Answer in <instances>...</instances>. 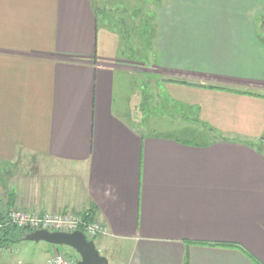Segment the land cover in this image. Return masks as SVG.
Instances as JSON below:
<instances>
[{
	"label": "crops",
	"instance_id": "obj_1",
	"mask_svg": "<svg viewBox=\"0 0 264 264\" xmlns=\"http://www.w3.org/2000/svg\"><path fill=\"white\" fill-rule=\"evenodd\" d=\"M97 1L0 0V167L35 169L0 211L97 219L109 264H264V0H162L141 62Z\"/></svg>",
	"mask_w": 264,
	"mask_h": 264
},
{
	"label": "rangeland",
	"instance_id": "obj_2",
	"mask_svg": "<svg viewBox=\"0 0 264 264\" xmlns=\"http://www.w3.org/2000/svg\"><path fill=\"white\" fill-rule=\"evenodd\" d=\"M105 2L108 3V7H113L114 5H112L111 3V0H103ZM143 4L144 2H147L148 1H145V0H142ZM136 5H141V3L139 4L138 0H130V7L132 8L133 6L136 7ZM133 7V8H134ZM146 12H149V11H146ZM147 14V13H146ZM144 13L139 17V16H136L133 19H130V18H126L125 19V29L127 30V39L131 45L135 46V53L138 54V51H139V48H141V42L138 41V38L136 36V34L129 28V26H134L137 30L138 28L141 26V21L140 19L142 20V18L144 19ZM129 28V29H128ZM135 29V30H136ZM137 56V61L138 62H141L142 61V57L143 55L140 53ZM136 58V57H135ZM156 86L155 87H150V92H152V94L154 93L155 94V91H156ZM157 92V91H156ZM154 100L157 102L158 99H156V96L154 98ZM142 111V110H141ZM146 111V110H145ZM156 114H158V110L156 109ZM144 116H142L143 118ZM144 119V118H143ZM192 118H189V116L186 114L185 111H182L180 108H175L173 107V111L171 113H168V115L166 116V118L164 117V125L162 124L163 123V119H161V116H158L155 117V121H153L154 125H156L157 127L158 126H161V127H165V128H171V133L173 131V135H177V132L175 133L174 130H178V128H181L182 126L184 125H187L186 121H188L189 124L193 123V121L191 120ZM148 119H144V122L146 121L147 122ZM148 122L150 123V121L148 120ZM192 139V138H191ZM191 141H195L194 139H192ZM34 168L33 166H24L23 164L22 165H17V166H14V168H8V167H0V192L2 190H4V186H5V189H6V186L9 182L11 181H14V182H17V181H20L21 179H23L25 176L27 175H34ZM16 209H19V210H25V209H21V208H17V207H14ZM32 210V209H30ZM34 211V210H33ZM40 215H43V214H40ZM50 215H59V214H56V213H50ZM17 231H20L18 232L17 234H12L9 238H7V240L5 242H3V244H5L6 247H9L10 250L9 251H6L5 253L1 254L0 255V258H6L7 259V256L8 254H11L14 252L15 248L13 249V245H18V244H22L21 246H23L24 248L25 247H28L27 251L25 250H22L21 252H19L17 255H15V259L16 261H22V262H26V259L28 258V256L32 255L33 253H36L37 256H38V259L40 260H44L45 258V246H47L46 243H43V242H39V243H33V242H25V243H22L20 240L26 236L27 234H29L30 232L27 230V229H21V230H17ZM96 240V239H95ZM95 240H92L94 241V244L97 248V245H96V241ZM46 244V245H45ZM49 246V245H48ZM98 250V248H97ZM55 254H60V255H63L65 258L69 259V264H72V262L74 261H78L79 260V257L78 255L70 248L68 247H65V246H59V247H54L53 249V253L51 255V257ZM99 254L103 257H105L104 255H106L105 252H99ZM106 258V257H105ZM108 261V260H107Z\"/></svg>",
	"mask_w": 264,
	"mask_h": 264
},
{
	"label": "built area",
	"instance_id": "obj_3",
	"mask_svg": "<svg viewBox=\"0 0 264 264\" xmlns=\"http://www.w3.org/2000/svg\"><path fill=\"white\" fill-rule=\"evenodd\" d=\"M27 229L30 233L43 230L49 233H72L81 231L87 240H94L106 235L107 230L97 219H89L86 215L75 213L40 215L33 210H19L14 207L0 211V232L6 230ZM10 248L0 243V255ZM69 259L55 254L45 264H69ZM76 261L72 262L75 264ZM20 264V263H18Z\"/></svg>",
	"mask_w": 264,
	"mask_h": 264
},
{
	"label": "trees",
	"instance_id": "obj_4",
	"mask_svg": "<svg viewBox=\"0 0 264 264\" xmlns=\"http://www.w3.org/2000/svg\"><path fill=\"white\" fill-rule=\"evenodd\" d=\"M147 2H142L138 0L139 4L136 7H130V0H113V7H108L105 5H100L101 0L97 1L96 4H93L94 13L105 26L113 32H117L124 41H128L127 30L125 29V19H133L136 16H141L144 13V19L142 18L141 26L138 30L134 26H129V28L136 34L138 41L141 42V47H147L154 35V10H157L162 0H145ZM104 2V1H103ZM149 11V12H146ZM147 13V14H146ZM128 28V29H129ZM136 29V30H135ZM143 50V49H142ZM141 51V48L140 50ZM136 52V51H135ZM142 52V51H141ZM138 55L135 53V56ZM137 58V56H136ZM20 231L15 229H9L4 232H0V243L3 244L12 234H17ZM23 239V238H22ZM57 248V247H56ZM183 264H188V255H185Z\"/></svg>",
	"mask_w": 264,
	"mask_h": 264
},
{
	"label": "water",
	"instance_id": "obj_5",
	"mask_svg": "<svg viewBox=\"0 0 264 264\" xmlns=\"http://www.w3.org/2000/svg\"><path fill=\"white\" fill-rule=\"evenodd\" d=\"M26 242H43L53 247L65 246L72 249L79 257L75 264H109L99 254L95 244L87 240L81 231L72 233H49L43 230L32 232L23 237Z\"/></svg>",
	"mask_w": 264,
	"mask_h": 264
}]
</instances>
